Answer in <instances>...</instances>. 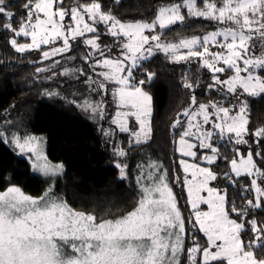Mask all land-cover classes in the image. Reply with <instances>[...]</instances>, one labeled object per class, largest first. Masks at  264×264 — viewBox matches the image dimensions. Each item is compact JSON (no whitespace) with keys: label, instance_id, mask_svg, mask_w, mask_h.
Masks as SVG:
<instances>
[{"label":"snow or ice","instance_id":"snow-or-ice-1","mask_svg":"<svg viewBox=\"0 0 264 264\" xmlns=\"http://www.w3.org/2000/svg\"><path fill=\"white\" fill-rule=\"evenodd\" d=\"M64 2L27 0L17 21L6 0H0V31L12 33L9 44L17 53L41 51L43 60L63 56L72 51L73 44L87 46L90 50L83 57L85 63L94 71L105 70L95 73L102 79L89 77L85 83L90 89L95 85L98 91L106 90V82L115 85L112 95L121 111L111 123L129 134L130 147L152 139L153 98L141 86L152 81L155 73H147V80L140 79L138 84L134 73L154 50L165 53L170 63L191 61L207 69L211 73L207 89L219 93L221 100L197 104L193 94L171 125L173 130L180 129L174 143L184 177L181 181L177 175L175 182L187 194V217L178 206L168 170L151 160L138 165L136 205L114 220L72 208L66 199L54 194V185L39 197L10 185L0 191V264H264V217L258 215L264 209V126L249 130V105L244 98L264 96V0H176L160 6L151 22H122L111 10H103L98 0H74L70 8H65ZM66 17L70 21L66 22ZM193 17L218 27L203 36L162 41L165 30ZM99 25L104 26L103 35L113 38L112 45L98 43ZM20 37L31 42L20 43ZM58 41L62 45L54 46ZM42 45L49 50L43 51ZM114 48L118 50L116 58L106 55L105 49L111 53ZM97 52L103 59L95 58ZM61 74L70 73L65 69ZM196 86L184 77V88ZM229 95L230 106H225L223 101ZM78 106L104 119L101 103L85 99ZM129 117H134L138 128L129 127ZM104 134L112 133L105 130ZM217 136L220 140L227 137L233 145H249L246 156L239 148L233 149L230 160L224 156L229 169L223 173L225 180L233 185L239 184L241 177L250 181L240 184L243 206L229 199L226 188L210 186L219 179L210 167L220 158L219 148L213 144ZM249 136L255 138V152L246 139ZM0 141L14 146L20 154L31 153L33 171L45 178L63 173L62 164L50 163L43 154L39 138L15 132L9 138L0 130ZM195 149H208L210 154L200 156ZM113 153L117 157L127 155L119 145ZM183 157L208 166L188 163ZM115 167L120 178L127 179V164L117 160ZM205 192L207 196L202 195ZM201 205H207V210ZM188 225L203 239L193 234L188 245ZM246 233L250 238L245 239Z\"/></svg>","mask_w":264,"mask_h":264},{"label":"trees","instance_id":"trees-1","mask_svg":"<svg viewBox=\"0 0 264 264\" xmlns=\"http://www.w3.org/2000/svg\"><path fill=\"white\" fill-rule=\"evenodd\" d=\"M6 2L10 6L9 10L16 14L18 21L24 13L23 6L27 0ZM98 2L101 3L103 10H111L121 21L131 22L152 20L160 6L173 3L174 0H98ZM73 3L74 0H65L64 6L69 7ZM16 26L18 27V24ZM212 27V23L206 20L188 19L184 24H177L165 30L162 38L168 40L189 38L207 33ZM11 36V32L0 31V114L8 111L10 107L17 106V103L25 109L16 111L18 121H23L28 131L43 136L48 161L63 165V181L57 186V193L78 211L93 213L102 219L115 218L132 210L136 205L138 188L135 183L139 174L138 165H147L151 160L162 164L168 170L178 206L187 217L189 210L185 191L175 182L177 175L179 177L182 175L178 171L180 157L175 151L174 143L179 131L173 130L171 125L177 114L185 107L186 89L183 87V79L187 76L190 82L191 74L180 64L170 63L163 54L142 63L135 71L134 82L137 84L140 79L147 80V73H155L152 81L141 86L153 98V134L148 143L130 147L128 135L113 125V134L105 136V125L108 124L105 123L101 130H96L93 124L77 116L74 112L77 110L70 102L68 106L71 105V110L70 107L63 110L59 104L62 102L57 97L53 102L50 101L46 95L49 88L45 81L46 77L37 73L39 64H34V61H37L36 52L17 53L9 44ZM17 39L20 43L26 41L23 37ZM79 50L85 52L83 48ZM195 96L197 103L221 100V95L216 92L198 93ZM244 98L249 105L248 127L250 131H255L264 126V96ZM228 100L230 99H224L225 106H230ZM113 135H116V139ZM114 139L115 142L117 139L121 141L120 147L127 152L126 156L114 155L113 149L116 147ZM246 139L255 152L257 144L252 142L251 137ZM261 144L264 145V141H261ZM216 146L219 148L220 158L210 167L217 173L219 179L212 184L214 187L226 188L229 199L235 200L238 206H243L245 199L240 195V184H245L248 179L241 177L239 184L233 185L223 178V173L229 170L224 156L227 155L230 160L234 156L233 149L236 145L222 142ZM248 147L249 145L244 146L242 150L246 152ZM117 160L127 164V179L120 178L119 170L115 167ZM194 162L199 164L198 160L194 159ZM261 167H264V164ZM10 185L20 187L25 194L32 197H39L45 191L44 180L32 173L28 161L17 156L10 147L0 141V191ZM258 215L264 217V209L259 210ZM188 228V245L191 244L193 234L198 239H203L200 234L191 231V225H188ZM248 238L250 234L246 233L245 239Z\"/></svg>","mask_w":264,"mask_h":264},{"label":"rangeland","instance_id":"rangeland-1","mask_svg":"<svg viewBox=\"0 0 264 264\" xmlns=\"http://www.w3.org/2000/svg\"><path fill=\"white\" fill-rule=\"evenodd\" d=\"M174 2H176V0H174ZM167 4H169V3H167ZM164 5H166V4H164ZM71 6H69V7L64 6V7L65 8H70ZM182 11H183V14H185L186 17H187L186 10H182ZM188 19L189 20H191V19H202V20H205L203 18H194L193 17V18H186L184 23H186ZM152 20H142V21L151 22ZM67 21H70V17H66V22ZM135 21H137V20H135ZM206 21L212 23V25H213V27L208 32L213 31V30H215L216 27H218V25L214 24L213 22L208 21V20H206ZM122 22H126V21H122ZM131 22H134V21H131ZM98 27H99V30H100V33H101V39H100V41H98V43H100L102 46L105 45V44L112 45L114 43L113 38L110 37V36L103 35V32L105 31L104 26L103 25H99ZM157 31H159V29H157ZM147 34L151 35V33H147ZM204 34H201V35H198V36H203ZM86 35L90 37L93 34H86ZM189 38H191V37H189ZM161 39L165 43H167V42H178L180 40V39L168 40V39L162 38V36H161ZM25 42H29L30 43L31 42L30 38H28V40H26ZM21 43H24V42H21ZM60 45H62V41H58L57 45H54V46H60ZM79 48L85 49V52L80 51ZM41 49L43 51H48L49 50V46L42 45ZM89 50L90 49L87 46H85L82 42H80L79 44H73L72 51H70L68 53H65L63 56H55V57H53L50 60H43L42 56H41V51L34 50L36 52V54H37V56H36L37 61H34L35 62L34 64H39L37 69H44V71H40V72L37 71V73L41 74V76L43 75V76L46 77L45 81H47V85L49 87L48 88V92L46 93V95L49 97L50 101L53 102L55 100V98L57 97L62 102V103H59V104L61 106L60 108H62L63 110H65V109H67L69 107H70L69 110H71V105L68 106V103L70 102L74 106V109L77 110V111H74V112L77 114V116L80 119L88 121L91 124H93L95 126L96 130H101V126H104V124L106 123V124H108V125H105L106 130H108L109 132H111L113 134L114 130L112 131V125L117 130H119V128H117L115 124H112L111 120H112L113 117H115V114H116L117 111H121V109L117 108L116 103L114 102V99H113V95H112V90L115 87V85L106 82V90L105 91H98V90H94V89H96L95 85H91V89H90L89 84L85 83V81H87L89 77H91L93 80L102 79V77L97 76L95 73L105 70V69L97 68L94 71L93 68L90 67L89 63H85V60L83 59V57L86 56V54H87V52ZM212 50L216 51L217 49L213 48ZM181 51L182 52H186L187 50L182 49ZM105 52H106V55L111 56V58H116V56L118 55V50L115 49V48L113 49V51L111 53H108L107 49H105ZM159 54L165 55V53H163L162 51L154 50V54L148 60H150L151 58H153L154 56H157ZM94 55H95V58H97V59H103V57H101L98 52L95 53ZM148 60H145V61L141 62V64L146 62V61H148ZM56 61H59V63L58 64L55 63ZM175 64H177V65L180 64L182 67H184V70H186L189 74H191V78L192 79H191L190 82H192V83L197 85L194 89H186L185 88L186 89L185 107H187L188 104L190 103V97L193 94L196 95L198 93H205V94L209 93V91L207 89V85L209 83H211V73H209L207 69L199 68L197 63L191 62V61L175 63ZM65 69L69 70V73H70L69 75H62L61 74V73L64 72ZM81 72H83L84 74H81ZM229 74H231V73H229ZM48 93H54V95H48ZM76 93H78L77 96L75 95ZM211 93H214V92H211ZM85 99L89 100L92 103L99 102V103H101L103 105L104 119H100L99 116H93L91 112H85V111H83L81 109V107L78 106V104H82ZM225 99H231V96L229 95ZM234 103H235V101H233V104ZM197 104H199V103H197ZM16 105L17 106L10 107L8 109V111H5L4 113L0 114V130H4L5 134L7 136H9V138L11 137V134L13 132L17 133L20 136L31 135V136H35V137L39 138V140L41 142L40 143V148H41L43 154L46 156V153H45V140H44L43 136L33 134L32 132L28 131V129L25 127L23 121L22 122L18 121L19 118L17 117L18 114L16 113V111H18V112L19 111H25V109L21 108L20 103H17ZM66 112H72V111H66ZM181 119L184 120L183 117H181ZM128 120H129V127L130 128H133V129L138 128V125L136 124L134 117H129ZM185 123H186V121H185ZM204 127L206 129H210L211 125H205ZM177 130L180 131V129H177ZM126 134L128 135V137H127L128 140L127 141H129V134L128 133H126ZM113 137H115V139H116V135H113ZM249 137H251V136H249ZM115 139H114L115 146H117V145L120 146L121 145V141L117 139V141L115 142ZM178 139H179V136L177 137L176 140H178ZM189 139L191 140V138H189ZM254 139H255L254 137H251V140H252L253 143H255ZM109 141L113 142L112 139H109ZM191 142L196 143L195 140H191ZM222 142H229V141H228L227 137H225L223 140H220L219 136H217L215 138V140L213 141V144H214V146H216V144H220ZM6 145L8 147H10L17 156L23 157V158H25L28 161L32 173L35 176L40 177V178H42L44 180V182H45V191L47 190L49 185H54V187H53L54 194L56 196L62 198L60 196V194L57 193L56 189H57V186L63 181V179H62L63 173L61 175H57L54 178H52V177L45 178L40 173L33 171L31 163H30V160H29V157L31 156V153L20 154L19 150L15 149L14 146H12L10 144H6ZM133 145L135 146L136 144H133ZM244 146H247V145H236V148H239L240 151L246 156L247 155V151L244 152V150H242V147H244ZM175 147H177L176 144H175ZM195 151H197L198 155H200V156H202L204 153H209L208 149H195ZM177 155H179V153H177ZM179 157H180V155H179ZM180 159H181V157H180ZM183 159H185L188 163H195L194 159L191 158V157H183ZM198 161H199L198 163L201 166H208V165L203 164V162L201 160H198ZM178 167H179L178 171H180L182 173V175L180 176V180L182 181L183 177H184V173H183V170L181 169L179 161H178ZM244 178H247V177H244ZM213 182L214 181H212L210 183L211 187H214L213 184H212ZM246 183H250V181H247ZM176 184L181 186L180 183L176 182ZM135 185L138 188L137 183H135ZM138 192H139V189H138ZM202 195L207 196V193L206 192L202 193ZM251 195H254V194H251ZM185 196H186V200H187L186 192H185ZM201 209L206 211L207 210V205H201ZM126 213H121L120 216H117V217L112 218V219L113 220L117 219V218L125 215ZM196 233H198V234H200L202 236V234L199 233L198 231Z\"/></svg>","mask_w":264,"mask_h":264}]
</instances>
